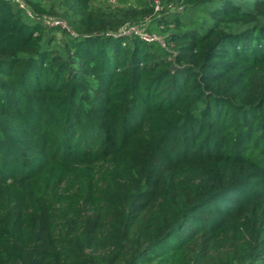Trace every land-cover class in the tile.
I'll list each match as a JSON object with an SVG mask.
<instances>
[{"label":"trees","instance_id":"obj_1","mask_svg":"<svg viewBox=\"0 0 264 264\" xmlns=\"http://www.w3.org/2000/svg\"><path fill=\"white\" fill-rule=\"evenodd\" d=\"M0 264H264V0H0Z\"/></svg>","mask_w":264,"mask_h":264},{"label":"built area","instance_id":"obj_2","mask_svg":"<svg viewBox=\"0 0 264 264\" xmlns=\"http://www.w3.org/2000/svg\"><path fill=\"white\" fill-rule=\"evenodd\" d=\"M158 9H159V7H157V10ZM48 24H52V25L61 24V25L65 26V24L63 22H60V21H57V20H52V19L48 21ZM121 31H122L123 34H130L131 32L135 31L137 34H140L144 39L149 40V41L158 39L157 37H151V36L147 35L146 33L143 32L142 29H138V28L127 29L125 27V28L121 29Z\"/></svg>","mask_w":264,"mask_h":264},{"label":"rangeland","instance_id":"obj_3","mask_svg":"<svg viewBox=\"0 0 264 264\" xmlns=\"http://www.w3.org/2000/svg\"><path fill=\"white\" fill-rule=\"evenodd\" d=\"M101 3L107 5V4H116V0H100Z\"/></svg>","mask_w":264,"mask_h":264}]
</instances>
